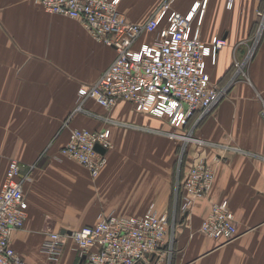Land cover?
Instances as JSON below:
<instances>
[{
  "label": "crops",
  "instance_id": "obj_1",
  "mask_svg": "<svg viewBox=\"0 0 264 264\" xmlns=\"http://www.w3.org/2000/svg\"><path fill=\"white\" fill-rule=\"evenodd\" d=\"M164 1L120 0L118 8L128 21L142 23ZM168 1L182 13L199 3L194 23L199 20L202 41L214 36L226 41L215 62L207 61L212 82L226 91L209 111L190 119H200L193 133L203 143L193 142L186 156V168L197 155L211 163L217 156L214 182L205 198L194 201L187 220L176 224L170 264H264V0ZM114 57L115 50L78 20L47 12L32 0H0V185L8 162L18 160L21 176L28 174L27 217L10 243L25 264H78L68 235L56 257L42 251L49 231L69 233L104 213L139 216L151 204L168 213L175 138H167L164 150L143 130L158 124L154 116L124 100L108 111L88 98L85 112L75 110L80 88L95 82ZM74 127L109 128L113 147L128 145L140 153L129 161L108 149L107 163L93 177L61 153ZM151 145L161 158L148 162L141 151ZM222 199L238 231L228 242L198 231L210 204Z\"/></svg>",
  "mask_w": 264,
  "mask_h": 264
},
{
  "label": "built area",
  "instance_id": "obj_2",
  "mask_svg": "<svg viewBox=\"0 0 264 264\" xmlns=\"http://www.w3.org/2000/svg\"><path fill=\"white\" fill-rule=\"evenodd\" d=\"M32 1L47 12L78 20L94 39L115 50V57L97 80L78 91L77 111H84L82 103L88 98L107 109L124 100L139 113L181 128L194 114L200 118L224 96L226 89L212 82L207 61L215 62L217 51L226 41L218 36L209 43L202 41L199 20L194 23L199 3L182 13L173 10L167 0L147 20L135 23L119 10L120 0ZM145 33L151 39L139 41ZM235 64L241 68V63ZM262 108L264 114V104ZM169 136L181 138L178 131ZM194 141L199 146L203 143L196 138ZM112 147L109 129L74 127L61 153L96 177L107 163L106 151ZM218 162L217 156L211 163L197 155L179 177L174 208L182 219L187 218L196 199L208 195ZM22 167L18 160H10L0 185V264H25L10 243L12 232L23 228L27 217L23 185L28 174L21 176ZM167 214L153 204L139 216L100 214L94 224L69 233L49 231L42 251L56 257L64 235H68L78 264H170L175 215L168 224ZM198 231L222 242L236 238L238 231L227 199L210 204Z\"/></svg>",
  "mask_w": 264,
  "mask_h": 264
},
{
  "label": "rangeland",
  "instance_id": "obj_3",
  "mask_svg": "<svg viewBox=\"0 0 264 264\" xmlns=\"http://www.w3.org/2000/svg\"><path fill=\"white\" fill-rule=\"evenodd\" d=\"M146 39H151V36L148 35L147 33L141 35L140 38H139V41H143V40H146ZM252 42H254V44L252 46L253 47L252 49H255L258 46V44H259L258 43V39H256V41H252ZM252 53H253V50H250L249 56L247 58V61H249V59L252 58V57H250L252 55ZM113 107H110L109 109H107V108H105V109L109 111ZM95 115L101 116L99 114H95ZM153 118H152V120H155L156 122H158V124L157 125L150 124L151 126L145 127V128H143V130L147 131L149 134H152V136H156L159 139V143L158 144L163 146L164 150L167 147V140H168L167 138L172 139L169 136V133L178 131L180 133V135H181V138H179V139H172V140L176 141V145L173 144V150L174 151H173V156H172V159H171V162H172V180H173L172 182H173V184L167 187V190H168L167 191V197L169 198V201H168L169 210H168V214H167L168 215V224L171 223L172 216H173V213H174V215H175V217H174V220H175L174 221V229L176 230V224L177 223H179V222L181 223L183 221L185 222L187 220V218H183L182 219V217L180 216L179 212H178V214H176V210L173 207V203L175 202V205H176V208H177V194H178L177 193V181H178L179 177H181V175L184 173L183 172L184 169L187 167V165H186V156H187V154L189 152V147H191L193 145V142H195L194 141V139H195V137H194L195 130L194 129L196 128L197 123L199 121L195 120V122H194V120L192 119V120H189L187 122V124L184 125L183 127L177 128V127L172 126L167 120L166 121L165 120L164 121H162V120L159 121L158 118H155V117H153ZM108 120H109V122H111V124L123 125V122H121V121L114 120L116 122V124H115L112 119H108ZM100 129H105V127L104 128H100ZM106 129H109V128H106ZM109 131H110V129H109ZM110 135H111V132H110ZM187 137H190L191 140L190 139H186ZM163 139H164V141H163ZM116 147H113V148H115L114 155L116 156V154H117L118 157H121V158L128 157V158H130L129 161H133L132 160L133 155H136V153H140L138 151L139 149H136L137 147L134 148V147H130L128 145H123L120 148H116ZM156 150H157L156 146L151 145V146H149V148L146 151L142 150L141 153H142V155H144L146 157V161L149 162L150 160H155V157H156V160H157V157L161 158V156L159 155L158 152H156Z\"/></svg>",
  "mask_w": 264,
  "mask_h": 264
},
{
  "label": "water",
  "instance_id": "obj_4",
  "mask_svg": "<svg viewBox=\"0 0 264 264\" xmlns=\"http://www.w3.org/2000/svg\"><path fill=\"white\" fill-rule=\"evenodd\" d=\"M96 149L101 151V152H104V149L102 147H100L99 145H96Z\"/></svg>",
  "mask_w": 264,
  "mask_h": 264
},
{
  "label": "bare ground",
  "instance_id": "obj_5",
  "mask_svg": "<svg viewBox=\"0 0 264 264\" xmlns=\"http://www.w3.org/2000/svg\"><path fill=\"white\" fill-rule=\"evenodd\" d=\"M186 139H190V137H187ZM185 140V139H184ZM191 140V139H190Z\"/></svg>",
  "mask_w": 264,
  "mask_h": 264
}]
</instances>
